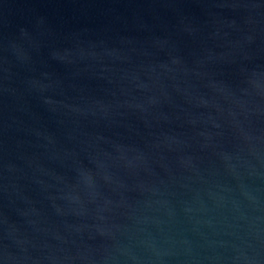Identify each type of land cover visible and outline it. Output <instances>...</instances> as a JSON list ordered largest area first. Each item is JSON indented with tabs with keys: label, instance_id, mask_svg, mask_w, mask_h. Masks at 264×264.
<instances>
[{
	"label": "water",
	"instance_id": "95a60500",
	"mask_svg": "<svg viewBox=\"0 0 264 264\" xmlns=\"http://www.w3.org/2000/svg\"><path fill=\"white\" fill-rule=\"evenodd\" d=\"M0 264H264V0H0Z\"/></svg>",
	"mask_w": 264,
	"mask_h": 264
}]
</instances>
